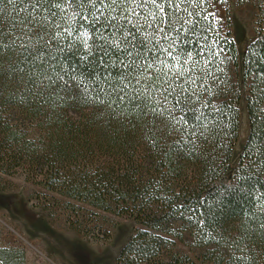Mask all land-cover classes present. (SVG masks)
<instances>
[{"label": "trees", "instance_id": "trees-1", "mask_svg": "<svg viewBox=\"0 0 264 264\" xmlns=\"http://www.w3.org/2000/svg\"><path fill=\"white\" fill-rule=\"evenodd\" d=\"M216 1L168 6L165 46L184 51L191 96L182 110L170 111L160 81L136 86L144 104L131 100V90L128 99L110 90L97 99L112 62L102 68L98 57L82 60V45L59 52L55 43L24 35L0 50V174H22L64 198L72 214L84 205L91 237H109L98 211L131 221L114 264H197L174 251L185 233L202 250V264H264V0H246L257 14L239 78L231 24L213 13ZM27 7L0 3L5 45L21 35L22 25L13 31V23ZM242 99L248 129L238 147ZM0 264H25L24 250L0 247Z\"/></svg>", "mask_w": 264, "mask_h": 264}, {"label": "snow or ice", "instance_id": "snow-or-ice-1", "mask_svg": "<svg viewBox=\"0 0 264 264\" xmlns=\"http://www.w3.org/2000/svg\"><path fill=\"white\" fill-rule=\"evenodd\" d=\"M8 3L27 5L28 14L13 23V31L19 23L22 33L8 45L4 44L0 29V50L16 47L17 40L22 41L24 35L29 41L55 43L59 52H78L82 45L86 50L82 60L98 57L102 68H108L109 61L112 62V69L103 78L106 87L98 88L97 99L106 90L121 100L128 99L131 90V100L144 104L141 94L135 91L136 86L160 81L157 91L164 102L171 103L170 111L182 110L191 101L180 61L184 51L165 46L170 23L166 19L168 6H175V0H8ZM68 11L72 12L71 16L67 15ZM53 27L55 32L51 30ZM19 46L29 47L26 43ZM37 54L43 55L40 49ZM170 60L180 67L174 68ZM181 119L186 120V116Z\"/></svg>", "mask_w": 264, "mask_h": 264}, {"label": "rangeland", "instance_id": "rangeland-1", "mask_svg": "<svg viewBox=\"0 0 264 264\" xmlns=\"http://www.w3.org/2000/svg\"><path fill=\"white\" fill-rule=\"evenodd\" d=\"M212 10L223 26L228 21L231 24L238 50L236 75L239 78L242 51L255 33L256 5L246 0H217ZM238 109L240 147L248 129L243 99ZM238 147L233 151L232 160L237 157ZM53 199L60 203L53 204ZM65 201L26 180L20 173L0 174V247H21L25 252V264H114L119 248L132 230V222L98 211L95 217L102 229H107L109 237H91L86 235L84 227L85 206L78 204L80 210H76V215L63 208ZM72 221L78 224L71 225ZM95 224L90 227L95 228ZM191 243L190 236L185 233L183 241L176 242L174 251L202 264L198 259L202 250Z\"/></svg>", "mask_w": 264, "mask_h": 264}]
</instances>
